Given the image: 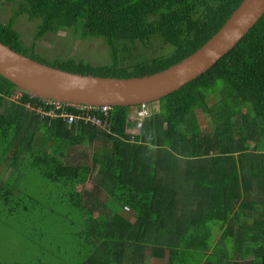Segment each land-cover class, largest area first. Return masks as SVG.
<instances>
[{"label": "trees", "instance_id": "obj_1", "mask_svg": "<svg viewBox=\"0 0 264 264\" xmlns=\"http://www.w3.org/2000/svg\"><path fill=\"white\" fill-rule=\"evenodd\" d=\"M0 2L13 8L0 42L15 52L129 78L193 53L241 0ZM21 18L33 23L29 44ZM62 32L99 41L107 61L40 51ZM16 89L0 75V264H264V13L206 72L141 106L144 116L110 106L96 114L102 126L67 124L41 118L49 107ZM96 142L89 163L67 160Z\"/></svg>", "mask_w": 264, "mask_h": 264}, {"label": "water", "instance_id": "obj_2", "mask_svg": "<svg viewBox=\"0 0 264 264\" xmlns=\"http://www.w3.org/2000/svg\"><path fill=\"white\" fill-rule=\"evenodd\" d=\"M264 13V0H242L198 49L169 67L141 77L82 75L54 68L0 42V75L34 96L68 104L138 106L179 89L231 50Z\"/></svg>", "mask_w": 264, "mask_h": 264}, {"label": "rangeland", "instance_id": "obj_3", "mask_svg": "<svg viewBox=\"0 0 264 264\" xmlns=\"http://www.w3.org/2000/svg\"><path fill=\"white\" fill-rule=\"evenodd\" d=\"M11 9H13L11 6L9 8V5L6 6V3L2 4L0 2V19L2 21L7 20L6 18L11 13ZM34 23L39 24V20H36ZM17 24H18L17 25L18 29L22 33H24V37L28 39V42L26 44H29L33 33V23L26 20L25 18H21ZM38 46L40 51L44 52V54L46 53L51 56H57V55L60 57L72 56L76 58H81L93 64L107 61L106 49L104 46L101 45L99 41L81 42L80 40H77L72 42L70 37H68V34L63 32L59 33L57 36H46L43 40H40L38 42ZM162 46L165 47L164 45ZM134 109H136L137 111L130 113L133 118L137 116V112H140L141 109L144 108L137 107ZM205 121H207L206 117H205ZM202 122H204V119H202ZM207 127L209 128L208 124ZM97 150H102V145L99 142H96L93 145L82 144V145L73 146L68 149L67 160L74 158L76 161H73L71 163L74 162L89 163L90 154ZM92 186H93V179L90 178L85 183V185L79 186L78 188L90 190ZM104 198L105 196L103 194L101 196V199L104 200ZM145 262L146 263L144 264H147L148 262L155 263L157 261L147 259ZM164 263L165 261H163V264Z\"/></svg>", "mask_w": 264, "mask_h": 264}, {"label": "built area", "instance_id": "obj_4", "mask_svg": "<svg viewBox=\"0 0 264 264\" xmlns=\"http://www.w3.org/2000/svg\"><path fill=\"white\" fill-rule=\"evenodd\" d=\"M16 96H21V91L16 90ZM33 97L32 95H30ZM44 104L49 107V110L41 111V108H37V112L40 114L41 118H60L67 124L77 121L78 119H83L84 121H90L94 124L102 126V121L100 118L96 117V114L102 112L106 116L110 106H94V105H84V104H68L62 103L53 99H41ZM137 115H146V110L141 109L137 112Z\"/></svg>", "mask_w": 264, "mask_h": 264}, {"label": "clouds", "instance_id": "obj_5", "mask_svg": "<svg viewBox=\"0 0 264 264\" xmlns=\"http://www.w3.org/2000/svg\"><path fill=\"white\" fill-rule=\"evenodd\" d=\"M242 1V0H241ZM16 90H19V91H23V90H21V89H16ZM30 94V93H29ZM30 95H32L33 97H34V95L33 94H30ZM37 97V96H36ZM38 98H40V97H38ZM41 99H45V98H41ZM141 106H143V105H138V107H141ZM137 108V107H136Z\"/></svg>", "mask_w": 264, "mask_h": 264}]
</instances>
